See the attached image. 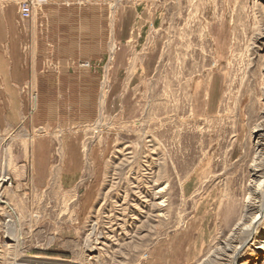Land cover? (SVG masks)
<instances>
[{
	"label": "rangeland",
	"instance_id": "rangeland-1",
	"mask_svg": "<svg viewBox=\"0 0 264 264\" xmlns=\"http://www.w3.org/2000/svg\"><path fill=\"white\" fill-rule=\"evenodd\" d=\"M104 2L99 58L0 76V264H229L207 256L264 141V0Z\"/></svg>",
	"mask_w": 264,
	"mask_h": 264
},
{
	"label": "crops",
	"instance_id": "crops-1",
	"mask_svg": "<svg viewBox=\"0 0 264 264\" xmlns=\"http://www.w3.org/2000/svg\"><path fill=\"white\" fill-rule=\"evenodd\" d=\"M21 1L0 0V76L11 95L22 81L19 76L25 77L22 82L33 80L34 89L36 76L47 74L40 66L47 58H99L108 35L104 20L111 9L104 0H85L82 5L79 0H70V4L52 1L34 6L26 20L20 17Z\"/></svg>",
	"mask_w": 264,
	"mask_h": 264
},
{
	"label": "bare ground",
	"instance_id": "bare-ground-1",
	"mask_svg": "<svg viewBox=\"0 0 264 264\" xmlns=\"http://www.w3.org/2000/svg\"><path fill=\"white\" fill-rule=\"evenodd\" d=\"M262 35L263 34H261V36ZM262 128V130H264V127ZM258 133L256 134L258 135ZM257 145L256 156L254 157L253 163L251 164L252 170L247 203H245L242 215L230 230L229 235L225 239L219 240V244H217L215 247L213 246L214 249L209 254V256H207L214 262L217 260H225L229 264H234L237 261V255L242 247L241 245L250 238H257L260 241V245L256 247L258 251L260 249H264V229H260V226H262V224L264 225V141L258 140ZM6 179V175H3L2 180L5 181ZM162 190L163 189L159 190L158 192H161ZM157 205L159 207L162 205V203L156 204V206ZM19 264L57 263L33 260L29 261L28 263L25 262Z\"/></svg>",
	"mask_w": 264,
	"mask_h": 264
},
{
	"label": "built area",
	"instance_id": "built-area-1",
	"mask_svg": "<svg viewBox=\"0 0 264 264\" xmlns=\"http://www.w3.org/2000/svg\"><path fill=\"white\" fill-rule=\"evenodd\" d=\"M50 0H23L19 6V13L22 20H26L31 16L32 9L34 6H42L49 3ZM85 67H88L90 63L88 61L82 64Z\"/></svg>",
	"mask_w": 264,
	"mask_h": 264
}]
</instances>
